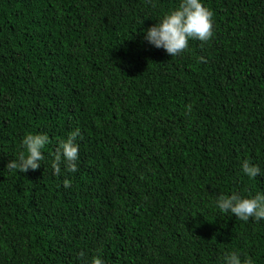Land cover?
Instances as JSON below:
<instances>
[{"label":"trees","instance_id":"obj_1","mask_svg":"<svg viewBox=\"0 0 264 264\" xmlns=\"http://www.w3.org/2000/svg\"><path fill=\"white\" fill-rule=\"evenodd\" d=\"M179 2L0 0V264H264V220L214 203L264 191V0H203L212 37L172 57L143 36ZM27 133L41 166L8 170Z\"/></svg>","mask_w":264,"mask_h":264},{"label":"clouds","instance_id":"obj_2","mask_svg":"<svg viewBox=\"0 0 264 264\" xmlns=\"http://www.w3.org/2000/svg\"><path fill=\"white\" fill-rule=\"evenodd\" d=\"M212 15L211 10L204 6L203 0H180L177 8L166 13L154 26L144 30L143 39L174 57L188 48L189 40L206 42L212 37ZM185 107L186 112L192 111L191 104ZM79 135L80 130L77 128L69 133L67 139L58 143L51 161V167L55 172H60L61 163L68 171L76 170L79 146L75 141ZM48 142L47 134H25L21 141L22 150L16 159L7 163L6 168L18 169L21 172L38 169L41 166L40 161L44 159L42 150ZM240 170L249 179L260 175V167L251 164L247 159L242 161ZM214 203L221 212H230L240 220L247 221L249 218L256 221L264 220V191L249 196H242L236 192L230 195L220 194ZM91 264H103V261L94 256ZM223 264H253V262L248 257L242 258L239 253L231 252L224 256Z\"/></svg>","mask_w":264,"mask_h":264}]
</instances>
